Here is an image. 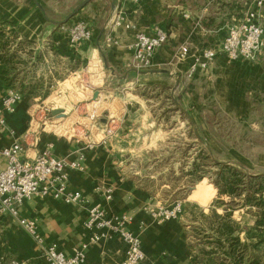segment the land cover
Listing matches in <instances>:
<instances>
[{
	"label": "crops",
	"instance_id": "obj_1",
	"mask_svg": "<svg viewBox=\"0 0 264 264\" xmlns=\"http://www.w3.org/2000/svg\"><path fill=\"white\" fill-rule=\"evenodd\" d=\"M35 1L0 0V55L6 47L11 50L18 47V54H21L17 59L2 55V66L7 68L9 76L22 78L26 87L34 81L26 77L24 69L31 65L44 67L47 63L52 64L59 50L69 48L62 28L43 21V13ZM41 1L48 6L66 0ZM70 1L75 5L83 0ZM252 5L253 0H143L140 3L130 0H90L83 6L80 15L86 17L92 39L96 35L95 30H98V34L94 44L91 43L94 48L89 45L84 49L90 55L99 49L104 50L103 63L111 72L121 71L118 78L145 80L160 73L149 75L132 70L130 45L135 31H149L152 26L158 25L169 31V41L154 53L152 67L167 66L169 74L191 78L186 75L191 58L176 60L173 57L176 47L183 43L191 51L216 47L226 34L227 25L234 19L241 18ZM118 11L126 15L133 28L112 31V41L107 43L105 39L109 34L108 24ZM259 14L255 21L263 24L264 28V4ZM2 63L0 62V66ZM54 72L55 68L51 67L36 77L41 80L52 79ZM191 79L194 80L191 84L194 95L201 92L205 85L211 95L223 98L225 105H264V34L262 49L255 59L230 62L218 54L206 71H198ZM19 87V82L8 86L0 78V96L7 94L10 89L21 92ZM21 94L22 98L15 110L5 115L6 125L0 126V151L24 137L29 130L31 132L25 138L23 152L25 159L34 157L47 143H52L54 156L67 161L76 158L80 151L84 153L83 169L68 171L69 189L79 190L84 203L67 204L50 195H35L27 199L19 209V218L35 219L37 230L46 243H54L58 250L71 254L72 247L88 235L84 222L89 207L100 204L109 214H127L131 217L128 228L140 235L145 255V260L139 264H217L215 261L218 253L205 255L201 252L204 250L202 248L196 251L190 248L182 224L185 221V210L184 216L182 214L178 219L157 223L144 209L146 204H159L160 201L155 199L157 193L154 183L142 171L131 170L128 160L133 156L131 143L152 140L153 135H143L140 128L154 126L153 120L136 114L137 109H131L125 112L122 119L118 117L117 120H112L118 122V132L108 135L100 128L98 140H94L92 134L86 139L67 138L38 129L32 130L29 105L30 100L36 98L27 94V91ZM193 109H198L196 103ZM192 119L191 126L196 130L199 120ZM110 123L111 121L104 125ZM136 125L138 128H134ZM89 142L94 144L85 147ZM5 164L6 160L0 153V167ZM105 187L113 189L111 200L104 197ZM208 233L210 239L216 238L213 230L206 231ZM211 249L210 246L208 251ZM124 256V243L119 237H113L91 245L83 264H121ZM12 259L24 264H47L41 257L37 244L18 219L8 213H0V262ZM224 264H229V261H224Z\"/></svg>",
	"mask_w": 264,
	"mask_h": 264
},
{
	"label": "rangeland",
	"instance_id": "obj_2",
	"mask_svg": "<svg viewBox=\"0 0 264 264\" xmlns=\"http://www.w3.org/2000/svg\"><path fill=\"white\" fill-rule=\"evenodd\" d=\"M35 2L43 9V21L62 28L70 49L59 50L52 64L47 63L44 67L31 65L23 70L26 77L34 81L30 85L35 84L38 92L29 105L31 129L67 138L86 139L92 134L93 139L98 140V129L104 123L111 121V129L118 132V122L112 120L122 119L125 112L137 109L136 114L155 122L154 126L140 128L143 135L152 134L153 138L131 143L133 156L128 164L131 170L142 171L154 183L155 199L161 204L176 200L183 203L186 216L182 224L190 248L208 251L210 245L206 243L208 240L203 232L215 227L217 219L213 212L223 216L232 213V218L247 228L240 235L242 240L255 242L262 239L264 226L258 233L253 228L255 220L260 218V210L241 206L243 196L218 194V188L212 185V181L219 171L215 162H224L242 175L264 174V105H225L224 99L211 95L205 85H201V92L196 91L194 95L192 77L171 75L167 66L145 70L130 67L139 73L160 74L145 80L120 79L121 71L111 72L103 63L104 50L99 49L90 55L84 49L92 42L94 44L98 30L87 43H69L72 25L78 20L88 24L86 17L80 15L83 7L64 23L52 22L62 21L80 2L74 5L66 0L49 4L50 7L41 0ZM90 47L94 48V45ZM13 49L6 47L2 55L20 58L18 47ZM51 67L56 70L52 79L36 77ZM96 91L98 94L94 97ZM195 103L196 110L193 109ZM52 109H62V114L53 116ZM188 115L199 120L196 130L203 142L196 137ZM258 249L253 253L264 260V243Z\"/></svg>",
	"mask_w": 264,
	"mask_h": 264
},
{
	"label": "built area",
	"instance_id": "obj_3",
	"mask_svg": "<svg viewBox=\"0 0 264 264\" xmlns=\"http://www.w3.org/2000/svg\"><path fill=\"white\" fill-rule=\"evenodd\" d=\"M140 3L143 0H130ZM264 0H253V7L247 9L243 16L234 19L226 27V34L216 47L200 48L191 51L187 44H181L174 51L173 57L185 61L189 57L191 62L186 69V75L193 77L198 71H206L209 64L218 54L228 61L239 59L253 60L260 53L263 46V26L255 21L260 16ZM186 17L187 15L184 14ZM109 34L106 42L112 41L111 32L116 29H132L131 22L123 12L115 13L109 22ZM92 33L84 20H78L70 29L69 43L71 45L91 41ZM169 41V31L158 25L149 31L137 30L130 45L132 51L130 66L137 70H145L153 66V56L157 49ZM22 94L17 89H10L7 94L0 96V126L6 125L5 115L15 110ZM104 134H112L115 130L110 125L101 128ZM27 131L24 137L15 140L11 145L1 149L6 164L0 167V213H8L18 219L20 225L33 238L40 251L41 257L47 264H83L86 260L87 249L102 240L119 237L125 245V256L121 264H139L145 260L141 248V239L138 233L128 228L131 217L127 214H109L100 204H94L87 211L84 222L88 232L86 239L72 247L71 254L57 249L54 243H46L37 230L35 219L19 218L18 213L23 203L35 195H50L54 199L67 204L80 205L84 197L79 190L69 189V170H82L84 153L67 161L60 159L52 153V143H47L31 159L23 157L25 138L30 135ZM89 142L85 147H91ZM106 200H111L113 189H103ZM145 211L153 221L162 223L171 219H178L183 214V203L180 200L168 204L145 205ZM0 264H24L16 259L1 261Z\"/></svg>",
	"mask_w": 264,
	"mask_h": 264
},
{
	"label": "trees",
	"instance_id": "obj_4",
	"mask_svg": "<svg viewBox=\"0 0 264 264\" xmlns=\"http://www.w3.org/2000/svg\"><path fill=\"white\" fill-rule=\"evenodd\" d=\"M4 59L0 55V62ZM0 66V78L4 80L6 85L12 86L14 83H20L19 89L21 92L27 91V94L35 97L38 92L35 89V84L23 83L22 78L18 76H9L7 68ZM30 85V86H29ZM215 165L219 168V171L215 173L216 178L212 181L216 188H218V194L225 193L227 196L242 197L243 207H256L260 211V218L255 220L253 228L260 232L261 227L264 226V174L258 175H242L236 168L230 167L225 163H217ZM201 179V178H200ZM213 217L217 219L215 227L210 228L216 233V238L210 239L211 236L204 233L206 243L209 244L212 249L209 251L202 250L205 255L218 253L216 258L217 264H224V261H229V264H264V260L259 255H255L253 252L258 251L261 244L264 243V238L256 240L255 242L248 241V239L242 240L240 237L243 229L236 220L232 218V213L229 216L217 215L212 213ZM216 245V247L214 246ZM220 248V251L217 250ZM252 248V249H250ZM252 251V253H251Z\"/></svg>",
	"mask_w": 264,
	"mask_h": 264
},
{
	"label": "water",
	"instance_id": "obj_5",
	"mask_svg": "<svg viewBox=\"0 0 264 264\" xmlns=\"http://www.w3.org/2000/svg\"><path fill=\"white\" fill-rule=\"evenodd\" d=\"M90 0H83L81 1L71 12H69L66 17L62 20V21H52L54 24H60V23H64L66 22L69 18H71L80 8H82L84 5H86ZM39 6V5H38ZM39 8L41 9V11L43 12V9L39 6ZM144 72V71H143ZM141 72V73H143ZM169 73V72H168ZM98 94V92L96 91L94 94V97H96ZM180 108V107H179ZM182 111L185 112L184 109L180 108ZM53 115L59 116L62 114V109H53L51 112ZM188 119L190 122L193 123V119L191 118V116L188 115ZM196 137L203 142L202 138L200 137V134L197 132V130L194 131ZM220 163H224V162H220Z\"/></svg>",
	"mask_w": 264,
	"mask_h": 264
}]
</instances>
